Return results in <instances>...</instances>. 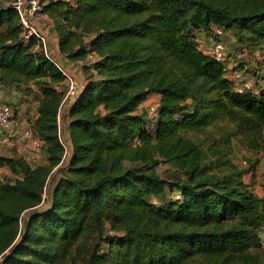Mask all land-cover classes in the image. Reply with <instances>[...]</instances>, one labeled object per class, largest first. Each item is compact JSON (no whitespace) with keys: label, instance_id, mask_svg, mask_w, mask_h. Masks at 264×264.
Masks as SVG:
<instances>
[{"label":"trees","instance_id":"1","mask_svg":"<svg viewBox=\"0 0 264 264\" xmlns=\"http://www.w3.org/2000/svg\"><path fill=\"white\" fill-rule=\"evenodd\" d=\"M10 1L0 0V82L39 91L45 163L0 156L14 175L0 181L1 264H264V195L208 173L209 151L185 136L224 121L264 154V74L237 92L194 42L219 29L264 57V0H42L57 52L84 74L67 156L65 76L24 42ZM149 96L153 118L137 112ZM160 163L186 178L158 177Z\"/></svg>","mask_w":264,"mask_h":264},{"label":"rangeland","instance_id":"2","mask_svg":"<svg viewBox=\"0 0 264 264\" xmlns=\"http://www.w3.org/2000/svg\"><path fill=\"white\" fill-rule=\"evenodd\" d=\"M217 31L221 34L213 33L216 35L210 37L219 38L223 41L227 50L225 65L233 69H230V73L237 71L236 69L239 68L240 70L245 69V72L241 73L242 78L236 84L249 82L252 86V83L248 81L249 75L253 70L264 74V57L259 51H250L237 44L230 32L219 29ZM201 35L208 37L206 33ZM210 37L207 38L206 43L208 41L210 43ZM150 108H155L153 100L148 101L146 108L142 109L143 112L147 113L148 118H153L155 116L153 115L154 111H151ZM185 136L198 143L202 149L209 151L203 163L208 173L222 179L226 185L242 184L254 195L258 197L264 195V154L262 150L253 152L244 148L235 135V129L232 125L220 121L204 131L188 132ZM226 140H229V152L225 151L222 145ZM66 161L67 157L64 159L63 164H66ZM155 172L158 177L164 180L186 178L177 168L167 163H160ZM106 229H108V226H106Z\"/></svg>","mask_w":264,"mask_h":264},{"label":"built area","instance_id":"3","mask_svg":"<svg viewBox=\"0 0 264 264\" xmlns=\"http://www.w3.org/2000/svg\"><path fill=\"white\" fill-rule=\"evenodd\" d=\"M8 5L14 10L18 17L19 24L22 30L21 36L24 42L33 40L36 44V48H38L47 58L55 62L49 49L48 35L46 31L41 27L43 17L42 9L44 5L42 0H12L8 3ZM213 31L214 33L221 34L218 33L217 29H213ZM202 33L203 31L199 30L195 32L194 35V42L196 43L198 48L204 53L209 54L215 61L225 64L227 50L223 41H221L219 38H211L210 35L208 37H204L201 35ZM209 37L211 38L210 43L209 41L208 43H206V40ZM57 66L65 76L66 83L63 91L64 96L62 100V106L69 105L77 96L80 90V84L77 79L66 72L64 68L59 65ZM225 69L226 75L231 80L235 91L242 92L244 89L251 88V84L249 82H242L239 85L236 84L237 81L242 78L241 70L236 69L237 71H233L230 73V69L233 70L232 67H226ZM150 110L154 111V108H150ZM57 122L59 125V139L61 144L65 148V156H67L69 153V147L65 139L61 135L62 125L60 119V111L57 116ZM16 123L17 113L15 109L10 105L0 103V132L8 131L12 126L16 125ZM21 138L27 146V152L26 154L21 156V158L31 167L41 165V159L43 156V143L34 133L32 125H29L22 132ZM261 242L264 244V231L261 233ZM1 261L2 257L0 256V264Z\"/></svg>","mask_w":264,"mask_h":264},{"label":"crops","instance_id":"4","mask_svg":"<svg viewBox=\"0 0 264 264\" xmlns=\"http://www.w3.org/2000/svg\"><path fill=\"white\" fill-rule=\"evenodd\" d=\"M41 27L46 31L49 39V49L53 56L55 63L65 69L71 76H73L83 87L84 74L81 70V61H70L63 55L57 52V39L56 34L50 24L46 15H43ZM89 62L94 61L92 56L87 58ZM247 68V67H246ZM39 91L36 88L30 90H22L13 84H3L0 82V103L12 106L17 113V123L12 126L8 131L0 132V156L2 157H21L27 152V146L22 140V132L29 126L33 125L37 117V104H38ZM158 97L149 96L142 102L137 112H143L142 109L146 108L148 101L153 100L156 104ZM73 102V101H72ZM71 102V104H72ZM64 105L60 111L61 119V135L69 145V131H68V117L67 109L71 105ZM70 154V153H69ZM45 163V156L43 154L41 164ZM14 175L10 172L9 168L4 166L0 167V181L4 179H12Z\"/></svg>","mask_w":264,"mask_h":264},{"label":"water","instance_id":"5","mask_svg":"<svg viewBox=\"0 0 264 264\" xmlns=\"http://www.w3.org/2000/svg\"><path fill=\"white\" fill-rule=\"evenodd\" d=\"M81 89H83V88L81 87Z\"/></svg>","mask_w":264,"mask_h":264}]
</instances>
